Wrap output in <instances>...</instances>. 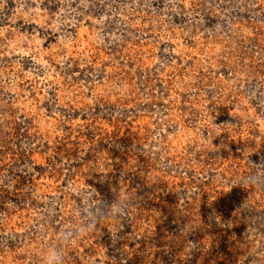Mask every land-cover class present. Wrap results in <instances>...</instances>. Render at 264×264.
Masks as SVG:
<instances>
[{
  "label": "rangeland",
  "instance_id": "1",
  "mask_svg": "<svg viewBox=\"0 0 264 264\" xmlns=\"http://www.w3.org/2000/svg\"><path fill=\"white\" fill-rule=\"evenodd\" d=\"M0 264H264V0H0Z\"/></svg>",
  "mask_w": 264,
  "mask_h": 264
}]
</instances>
